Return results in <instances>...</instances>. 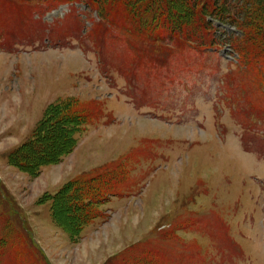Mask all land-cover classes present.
<instances>
[{
    "label": "rangeland",
    "instance_id": "obj_1",
    "mask_svg": "<svg viewBox=\"0 0 264 264\" xmlns=\"http://www.w3.org/2000/svg\"><path fill=\"white\" fill-rule=\"evenodd\" d=\"M0 16L24 43L0 50V179L23 216L14 227L31 235L41 264H264V97L251 85L246 100L236 96L243 77L227 44L238 35L232 26L214 22L222 45L170 48L156 69L121 38L96 43L99 20L85 5L34 18L40 31L8 8ZM66 98L101 102L108 118L38 178L10 166L7 155ZM124 156L133 194L112 198L107 218L71 244L40 199Z\"/></svg>",
    "mask_w": 264,
    "mask_h": 264
},
{
    "label": "trees",
    "instance_id": "obj_2",
    "mask_svg": "<svg viewBox=\"0 0 264 264\" xmlns=\"http://www.w3.org/2000/svg\"><path fill=\"white\" fill-rule=\"evenodd\" d=\"M66 4L85 5L91 15L96 14L99 21L91 33L92 37L97 35L96 43L121 38L137 55L141 53L148 60L149 67L156 69L168 65V57L163 56L172 52L170 48L180 52H189L191 48L207 52L222 45L220 37L216 38L214 22L232 26L238 35L227 39V44L239 58L234 74L243 77L237 78L240 89L236 96L242 91V100H246L247 92L242 87L251 85L257 95L264 97V0H0V12L8 8L26 22H38L40 31V18H34H42L46 12ZM10 34L11 29L7 25L5 28L4 18L0 16V50L9 47L8 51L12 52L16 46L24 45ZM152 49L155 51L151 52ZM250 76L254 78L248 81ZM254 111L260 113L258 109ZM105 112L104 105L94 100L66 98L53 103L31 136L7 155L8 164L31 178H38L44 168L70 156L79 138L104 119ZM260 116L262 120L261 113ZM139 156L147 159L143 152ZM113 162L77 176L55 194L40 199L39 204L50 205L53 223L68 236L71 244L79 243L85 229L96 220L107 218L103 207L112 198L133 194L136 186L129 175L130 158L124 156ZM18 216L23 218L0 180V228L5 232L0 236V264H7V258L19 262L28 258L33 264H41L36 255L43 257V253L34 247L31 235L14 227L13 221Z\"/></svg>",
    "mask_w": 264,
    "mask_h": 264
}]
</instances>
